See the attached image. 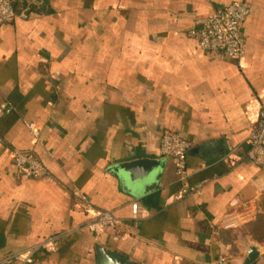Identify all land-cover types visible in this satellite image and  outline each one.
Segmentation results:
<instances>
[{"label":"crops","instance_id":"obj_1","mask_svg":"<svg viewBox=\"0 0 264 264\" xmlns=\"http://www.w3.org/2000/svg\"><path fill=\"white\" fill-rule=\"evenodd\" d=\"M234 2L250 7L241 60L190 35ZM14 9L24 17L0 26V264L51 236L36 264H97L99 245L133 264H242L256 247L264 264V167L246 157L264 107V0H15ZM165 132L191 144L184 179L159 155ZM16 151L33 153L49 179L17 175ZM143 158L162 167L135 183L110 170ZM101 212L119 221L115 231L86 229ZM232 213L241 225L222 228Z\"/></svg>","mask_w":264,"mask_h":264},{"label":"built area","instance_id":"obj_2","mask_svg":"<svg viewBox=\"0 0 264 264\" xmlns=\"http://www.w3.org/2000/svg\"><path fill=\"white\" fill-rule=\"evenodd\" d=\"M15 0H0V26L11 24L17 17H24V13H17L14 9ZM250 12V7L244 2H234L216 10L214 13L197 21L196 28L190 33L197 46L208 53H215L222 57L241 60L246 51V43L242 35L243 23ZM30 129L33 124L28 125ZM246 157L258 166L264 167V107L257 112L255 128L250 132L247 140ZM191 144L179 135L165 132L161 136L159 155L161 158L174 161L175 173L184 179L187 154ZM15 172L19 176L31 179H49L45 169L30 151H16L12 155ZM259 192L264 191V183L256 185ZM132 217L136 218L137 204L132 203ZM242 221L238 213H232L221 221L222 228H234ZM119 221L108 212L95 214L86 224V229L94 234L115 231ZM125 237V236H122ZM58 236H51L24 252L14 255L11 260L15 264H36V254L41 250L52 251ZM214 264H227L225 257H220Z\"/></svg>","mask_w":264,"mask_h":264},{"label":"water","instance_id":"obj_3","mask_svg":"<svg viewBox=\"0 0 264 264\" xmlns=\"http://www.w3.org/2000/svg\"><path fill=\"white\" fill-rule=\"evenodd\" d=\"M157 167H162L161 161L143 158L117 164L116 166L111 167L110 170L114 173L120 171L126 175V179L120 177L121 182L135 183L147 178L152 170ZM258 255L259 252L256 247H249L242 264H256ZM96 259L97 264H133L125 261L121 256L111 253L101 245L97 246Z\"/></svg>","mask_w":264,"mask_h":264},{"label":"rangeland","instance_id":"obj_4","mask_svg":"<svg viewBox=\"0 0 264 264\" xmlns=\"http://www.w3.org/2000/svg\"><path fill=\"white\" fill-rule=\"evenodd\" d=\"M241 223H242V221L238 224V226H236V227H239L240 225H241Z\"/></svg>","mask_w":264,"mask_h":264},{"label":"trees","instance_id":"obj_5","mask_svg":"<svg viewBox=\"0 0 264 264\" xmlns=\"http://www.w3.org/2000/svg\"><path fill=\"white\" fill-rule=\"evenodd\" d=\"M14 5V4H13Z\"/></svg>","mask_w":264,"mask_h":264}]
</instances>
